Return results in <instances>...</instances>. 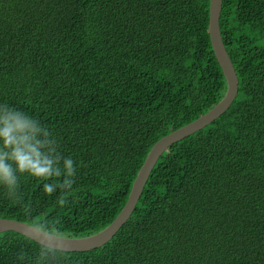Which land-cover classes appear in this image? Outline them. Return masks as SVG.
<instances>
[{
  "label": "trees",
  "instance_id": "trees-1",
  "mask_svg": "<svg viewBox=\"0 0 264 264\" xmlns=\"http://www.w3.org/2000/svg\"><path fill=\"white\" fill-rule=\"evenodd\" d=\"M209 0H0V103L49 128L75 162L72 195L21 177L0 217L68 237L108 225L151 146L208 111L226 80ZM238 92L172 143L129 218L100 247L66 252L0 233V264H264V0H222ZM59 179H62L59 178Z\"/></svg>",
  "mask_w": 264,
  "mask_h": 264
},
{
  "label": "water",
  "instance_id": "water-1",
  "mask_svg": "<svg viewBox=\"0 0 264 264\" xmlns=\"http://www.w3.org/2000/svg\"><path fill=\"white\" fill-rule=\"evenodd\" d=\"M221 4L222 0H209L208 33L215 58L226 80L224 95L208 111L171 130L153 143L131 184L125 204L115 218L104 228L93 234L68 237L50 233L27 222L0 217V233L14 231L45 247L66 252H80L97 248L112 238L133 212L154 165L167 147L211 123L227 110L237 95L238 77L224 46L219 28Z\"/></svg>",
  "mask_w": 264,
  "mask_h": 264
},
{
  "label": "clouds",
  "instance_id": "clouds-1",
  "mask_svg": "<svg viewBox=\"0 0 264 264\" xmlns=\"http://www.w3.org/2000/svg\"><path fill=\"white\" fill-rule=\"evenodd\" d=\"M75 175L74 160L62 155L49 128L25 111L0 103V187L14 204L21 200V177L28 176L42 181L57 178L44 183L43 192L51 196L59 189L57 203L63 206L72 195Z\"/></svg>",
  "mask_w": 264,
  "mask_h": 264
}]
</instances>
